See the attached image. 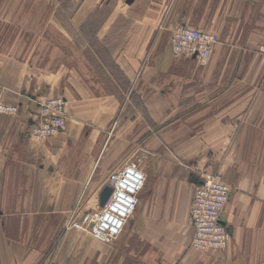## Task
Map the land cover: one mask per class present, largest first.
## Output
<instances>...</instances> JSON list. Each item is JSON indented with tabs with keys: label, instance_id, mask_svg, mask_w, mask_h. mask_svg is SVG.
<instances>
[{
	"label": "crops",
	"instance_id": "crops-1",
	"mask_svg": "<svg viewBox=\"0 0 264 264\" xmlns=\"http://www.w3.org/2000/svg\"><path fill=\"white\" fill-rule=\"evenodd\" d=\"M128 9L136 16L111 53L121 81L90 45L73 41L65 78L45 85L67 99L59 140L84 132L81 156L55 151L45 164L44 143L27 135L36 106L26 98L42 86L0 82V100L20 105L0 114V264H264V0H137ZM179 24L219 37L207 64L172 54ZM115 121L108 140L148 164L136 212L108 245L57 223L104 153V142L91 148L92 135L101 140ZM210 173L233 188L225 251L191 247L196 182Z\"/></svg>",
	"mask_w": 264,
	"mask_h": 264
},
{
	"label": "rangeland",
	"instance_id": "rangeland-1",
	"mask_svg": "<svg viewBox=\"0 0 264 264\" xmlns=\"http://www.w3.org/2000/svg\"><path fill=\"white\" fill-rule=\"evenodd\" d=\"M134 1L137 0H0V82H6L7 85L13 87L24 85L30 89H34L35 83L42 86L30 95L28 94L26 98L27 101L36 106L35 120L33 119L34 122L30 125L27 135L38 142L44 143V151L47 154L45 164L48 165L53 160L55 161L57 158L55 151L59 152L60 158L65 157L72 149L79 152L81 156L78 144H82L81 141L84 136V132L80 131L81 133L73 139L74 142H69L65 138L59 140L62 133L66 132L69 121L67 99L65 96L58 94L49 95L46 92L45 85L61 77L65 78L67 72L62 71L61 66H66L63 62L71 57H67V50L73 41L79 45H90L91 49L100 56L121 81L120 73L117 72L111 61V53L114 42L121 35V28L130 22L135 15L129 10L130 8L128 9ZM178 26L193 28L185 24H179L173 28L170 37L171 51L176 57H188L176 55L173 52L172 36ZM108 27L111 28L108 29ZM51 71L55 74L53 77H49ZM37 73L40 74L38 77L34 75ZM124 85L127 84L124 82ZM59 99L63 100L64 106L62 108L56 107L53 112L54 115L65 120L64 127L57 134L49 137L43 139L34 137L31 130L33 125L41 119L43 103ZM0 104L16 110L12 114L0 113L2 115H16L20 111V105L7 104L1 100ZM116 122L110 126L107 136L103 135L101 140L99 136H96L97 134L92 135L91 148L96 147V145L100 146L104 142L103 146L105 145V148L102 147V149H105L104 153L99 160L95 161L91 177L85 189L73 208L66 214L65 220L57 223L62 228V232L80 231L108 245H113L118 237L113 239L96 238L89 227L77 229L74 227V223L80 221L86 213L98 214L101 211L104 207L101 206V195L107 186L110 187L111 175L132 163L137 164L145 172L144 167L148 164L146 158L140 156L137 152H133L127 157L123 156L127 148L126 142H110L108 140L109 136L114 134L115 130H118L121 126H117ZM80 126L83 128L82 125ZM103 137L106 138V141H102ZM64 149L69 150L63 154ZM213 177L226 183L231 190L230 199L222 213L223 219V214L233 193V188L224 175L222 173L205 174L198 177L196 185ZM96 184L99 187L95 190L91 189ZM223 224L227 226L224 222ZM192 241L191 247L196 249L193 247Z\"/></svg>",
	"mask_w": 264,
	"mask_h": 264
},
{
	"label": "built area",
	"instance_id": "built-area-1",
	"mask_svg": "<svg viewBox=\"0 0 264 264\" xmlns=\"http://www.w3.org/2000/svg\"><path fill=\"white\" fill-rule=\"evenodd\" d=\"M218 41V36L213 33L178 26L172 36L173 52L180 56L195 57L204 65ZM63 106L62 99L45 101L41 109V119L31 130L32 135L43 139L57 134L64 127L65 120L54 115L53 110ZM15 111L12 107L0 104V113L12 114ZM146 181V173L137 164L124 166L111 175L109 186L112 192L101 211L98 214H84L80 221L74 223V227H89L96 238L119 237L136 212ZM230 194V187L218 178L213 177L197 183L191 209V220L195 229L192 241L194 248L204 251L225 250L228 247L230 232L222 222V213Z\"/></svg>",
	"mask_w": 264,
	"mask_h": 264
},
{
	"label": "water",
	"instance_id": "water-1",
	"mask_svg": "<svg viewBox=\"0 0 264 264\" xmlns=\"http://www.w3.org/2000/svg\"><path fill=\"white\" fill-rule=\"evenodd\" d=\"M112 190L110 187H106L105 191H103L102 195H101V206H105L110 194H111Z\"/></svg>",
	"mask_w": 264,
	"mask_h": 264
}]
</instances>
